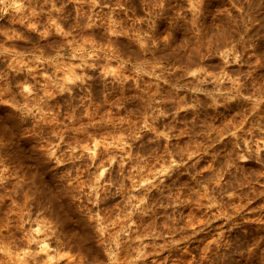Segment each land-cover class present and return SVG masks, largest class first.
<instances>
[{
  "label": "clouds",
  "instance_id": "9594fccd",
  "mask_svg": "<svg viewBox=\"0 0 264 264\" xmlns=\"http://www.w3.org/2000/svg\"><path fill=\"white\" fill-rule=\"evenodd\" d=\"M0 264H264V0H0Z\"/></svg>",
  "mask_w": 264,
  "mask_h": 264
}]
</instances>
